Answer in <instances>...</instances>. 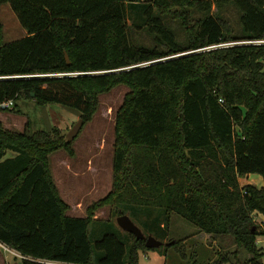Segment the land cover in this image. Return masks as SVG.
Here are the masks:
<instances>
[{
  "label": "trees",
  "instance_id": "trees-1",
  "mask_svg": "<svg viewBox=\"0 0 264 264\" xmlns=\"http://www.w3.org/2000/svg\"><path fill=\"white\" fill-rule=\"evenodd\" d=\"M231 3L242 12L240 35L213 14L214 6ZM4 4L27 35L6 44L0 25V104L57 103L86 124L100 95L117 86L129 92L116 115L112 190L86 217L68 215L50 167L49 157L61 149L75 156L62 130L0 126V243L21 264H138L149 249L144 240L130 234L127 250L115 235L91 238L96 211L159 208L153 217L161 229L178 214L200 232L234 238L249 254L236 264H263L264 186H243L240 179L257 174L264 180V44L205 48L264 41V0ZM168 17L184 29V42ZM141 32L153 46L135 41ZM173 241L170 246L182 247ZM225 262L230 255L221 253L214 264Z\"/></svg>",
  "mask_w": 264,
  "mask_h": 264
},
{
  "label": "rangeland",
  "instance_id": "rangeland-1",
  "mask_svg": "<svg viewBox=\"0 0 264 264\" xmlns=\"http://www.w3.org/2000/svg\"><path fill=\"white\" fill-rule=\"evenodd\" d=\"M213 14L228 20L236 35L243 32L241 23L242 12L234 3L222 7L216 6ZM199 17V14L196 15ZM167 23L184 42L185 33L182 26L172 18ZM0 25L3 41L8 44L27 35L16 13L9 4L0 5ZM136 42L153 46L154 41L146 32L135 33ZM129 92L126 86H117L108 93L99 96V107L91 122L84 125L79 136L73 141L75 156L71 157L65 149L53 153L49 157L50 167L62 199L70 206L68 215L86 217L90 206L106 198L113 187L115 125L118 110L124 103ZM0 126L11 131H39L59 127L66 136L73 126L81 119L80 116L61 104H40L34 99L21 98L16 108L0 111ZM12 155V153H10ZM262 176L251 174L242 178L241 184L247 183L263 187L258 179ZM263 179V178H262ZM139 211V210H138ZM162 212L159 208H148L142 212L128 213L133 222L141 228L146 236H153L164 243L182 241V247L163 245L140 253L138 264H214L221 253L230 255V262L223 264L245 263L249 254L238 250L236 241L231 236H211L200 232L198 228L173 213L168 230L158 226L157 218ZM120 215L113 213L110 206L96 211L91 227V238L103 237L105 234L115 235L122 241L127 250L130 233L118 224ZM260 221V219H258ZM258 246L264 252V237H259ZM20 255L8 250L0 243V264H21ZM264 264V256L261 259Z\"/></svg>",
  "mask_w": 264,
  "mask_h": 264
},
{
  "label": "water",
  "instance_id": "water-1",
  "mask_svg": "<svg viewBox=\"0 0 264 264\" xmlns=\"http://www.w3.org/2000/svg\"><path fill=\"white\" fill-rule=\"evenodd\" d=\"M66 58L68 60V63L70 64L69 56L66 54ZM85 125V122L83 119H80L73 128L69 131V133L66 135V141L67 143H73V141L79 136L81 130L83 129ZM117 222L119 226L126 232L132 234L135 236L136 240H144L146 242V247L149 249L153 248H159L163 245H171L174 241L164 243L162 241L157 240L153 236H146L141 228H139L131 219V217L128 214L120 215L117 218ZM259 263H263L262 260H259Z\"/></svg>",
  "mask_w": 264,
  "mask_h": 264
},
{
  "label": "built area",
  "instance_id": "built-area-1",
  "mask_svg": "<svg viewBox=\"0 0 264 264\" xmlns=\"http://www.w3.org/2000/svg\"><path fill=\"white\" fill-rule=\"evenodd\" d=\"M240 44L241 45L242 44H257V45H259V44H264V41H244V42L224 43V44L213 45V46L207 47V48H205V50H208V51L209 50H215V49H219L222 47H229V46L240 45ZM56 76L63 77V76H71V75H69V74H58ZM14 107H15V101L14 100H7V101H4L3 103L0 104V111L11 110ZM5 248L8 250H11L6 246H5Z\"/></svg>",
  "mask_w": 264,
  "mask_h": 264
},
{
  "label": "crops",
  "instance_id": "crops-1",
  "mask_svg": "<svg viewBox=\"0 0 264 264\" xmlns=\"http://www.w3.org/2000/svg\"><path fill=\"white\" fill-rule=\"evenodd\" d=\"M1 114V113H0ZM0 123H2L1 122V119H0ZM263 178V177H262ZM262 178H260V179H258L259 180V182H263V179ZM241 180H243V179H240V183H241ZM247 184H250V183H247ZM242 185V184H241ZM244 186V185H243ZM264 186V185H263ZM259 187V186H258ZM259 188H261V187H259ZM258 219H260V220H262V218L261 217H259Z\"/></svg>",
  "mask_w": 264,
  "mask_h": 264
}]
</instances>
